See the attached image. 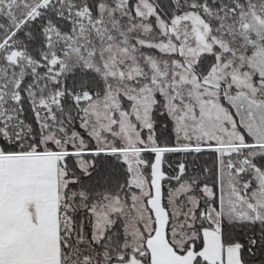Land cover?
Listing matches in <instances>:
<instances>
[{
  "label": "snow or ice",
  "instance_id": "snow-or-ice-1",
  "mask_svg": "<svg viewBox=\"0 0 264 264\" xmlns=\"http://www.w3.org/2000/svg\"><path fill=\"white\" fill-rule=\"evenodd\" d=\"M0 264H264V0H0Z\"/></svg>",
  "mask_w": 264,
  "mask_h": 264
}]
</instances>
